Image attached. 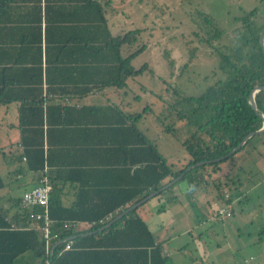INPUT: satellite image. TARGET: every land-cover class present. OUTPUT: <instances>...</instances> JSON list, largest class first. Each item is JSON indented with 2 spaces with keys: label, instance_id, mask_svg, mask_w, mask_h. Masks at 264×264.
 I'll return each mask as SVG.
<instances>
[{
  "label": "crops",
  "instance_id": "0c3cea01",
  "mask_svg": "<svg viewBox=\"0 0 264 264\" xmlns=\"http://www.w3.org/2000/svg\"><path fill=\"white\" fill-rule=\"evenodd\" d=\"M6 4L0 0V85L11 88L7 102L12 103L0 105V264H43L31 251L17 257V248L25 247L24 239L17 244V225L39 237L37 223L26 218L20 204L22 194L37 186L42 174L35 169L38 152L29 146L37 137L28 127L22 143L17 103L22 100L16 99L33 96L35 90L43 100L41 149L56 203L54 220L64 218L53 225H61L54 230L63 238L52 243L49 264L207 262L214 247L202 236L208 225L222 219L214 216V199L210 202L199 188L189 189L177 180L135 208L146 197L123 203L140 184L135 162L144 158L134 151L128 118L132 104L119 102L108 91L82 96L87 87L86 0ZM32 75L40 77V86L33 84ZM23 119L33 123L35 116L24 114ZM260 141L245 156L261 155L264 138ZM253 172L247 170L249 184L238 181L234 202L241 200L246 186L252 190L260 184L252 182Z\"/></svg>",
  "mask_w": 264,
  "mask_h": 264
},
{
  "label": "trees",
  "instance_id": "16d2710c",
  "mask_svg": "<svg viewBox=\"0 0 264 264\" xmlns=\"http://www.w3.org/2000/svg\"><path fill=\"white\" fill-rule=\"evenodd\" d=\"M16 2L17 0H6V5H15ZM261 3L264 7V0H261ZM109 10H116L111 0H86L87 87L82 96H87L94 91H108L119 102H125L126 98L133 100L128 102L132 104L131 110L133 112L131 116L128 115V118L132 119L130 129L134 133V151L143 155L144 159L135 162V164L139 163L140 165L136 168L140 170L135 171V179L139 178L140 184L139 186L135 185L134 195L123 203H130L135 198V201L141 200L152 192L160 191L158 195L162 194L164 192L161 190L162 187L180 175L179 181H185L189 189L194 188L197 184L203 182V175L206 172L207 177L216 173L223 175L222 178H217L215 188L218 198L223 200L225 204L221 208H230L239 194L236 193V196H233L227 191L222 192V190L231 184H235V182L237 184L239 180L229 178V174H223L219 167L221 163L231 160L237 154H251L257 148L255 142H258L264 136V132L255 134L233 155L225 157L237 148L246 136L262 127L260 115L264 116V92L258 91L254 94L257 111L253 110L249 104V96L255 88H264V53L260 46V38L264 32V21L261 24L255 21V18L258 17L256 9L242 14L235 20L230 33L231 37L228 36V40L214 51L216 65L214 75L220 74L221 78L207 85L201 94L198 96L187 95L176 87H165L161 89L157 96V105L151 106L149 103H145L137 111L135 108L141 102L134 101V93L129 91L128 84L143 70L148 69L146 65H142V68L139 69H135L131 65L132 59L141 53L144 48L139 43V30L117 35L110 32L106 18V13ZM197 18V20L192 19L194 24L193 35L201 43L210 44L212 43L210 41L223 35L215 28V24L209 16L198 13ZM187 45H189V42ZM190 52L189 61L197 52V48L192 46ZM164 58L170 71H173L174 62L168 51H165ZM4 69L2 68L1 71H12ZM8 69H12V67ZM19 69L17 66V72ZM93 71L96 72V76H94ZM31 77L33 78V84L40 86V77L36 75ZM35 92L30 97L24 94V100L16 97V99L22 100V102H17L19 103L18 121L22 143L23 134L27 132L25 129L33 127L32 131L35 132L37 139L29 146H35V151L38 152L35 169L43 173L44 166L48 167L47 161H43L41 149L43 100L41 96L39 98L35 96L38 90H35ZM9 93H11V88L3 82L0 85V105L12 103L7 102L10 100V97H7ZM40 94L41 91L39 90ZM24 114H33L35 121L33 123L25 122L23 119ZM145 116H150L153 120V124L158 130L156 134L159 132L165 133L183 147L189 156L188 161L178 168H174L171 163H167V160L160 154L154 143L155 138L146 135L138 125ZM218 159L220 160L217 161ZM41 177L42 174L40 179ZM48 184L51 187L49 179ZM51 191L49 193L48 211L52 220L50 228L52 232H55L56 228H62L61 225L56 226L58 222L64 223V221L62 220L63 217L54 220L53 208L56 203L52 201ZM225 194L227 198H225ZM22 196L20 199L21 205ZM214 204L217 206L216 203ZM23 210L26 218L30 217L37 223L39 237L33 230L20 229L17 225V244L22 242L23 239L25 244L24 248H17V257L25 251H31L45 264L47 257L40 234L41 221L37 220L35 216L36 213L42 212V209L35 207L32 210L26 208H23ZM57 210L62 211L58 205ZM213 211L216 212L214 209ZM215 218H218V216H215ZM56 222L57 224L53 227ZM140 224L142 223L140 222ZM56 233L59 240H61L63 234Z\"/></svg>",
  "mask_w": 264,
  "mask_h": 264
},
{
  "label": "rangeland",
  "instance_id": "374dc122",
  "mask_svg": "<svg viewBox=\"0 0 264 264\" xmlns=\"http://www.w3.org/2000/svg\"><path fill=\"white\" fill-rule=\"evenodd\" d=\"M113 7L115 11L106 13L110 32L117 35L139 30V43L144 48L132 59L131 65L135 69L146 65L148 69L128 84L129 91L134 93V101L141 102L135 108L137 111L145 103L157 105V96L165 87H176L187 95L201 94L207 85L221 78L220 74L214 75V51L228 40V36L231 37L235 20L256 9L258 17L255 21L258 24L264 21L261 0H113ZM198 13L209 16L223 35L210 44L195 38L193 20L198 19ZM192 46L197 48V52L189 61ZM165 51L174 62L173 71L168 68ZM132 101L129 98L125 100ZM138 125L146 135L155 138L159 152L168 164L178 168L188 161V154L178 142L165 133L156 135L158 130L150 116L143 117ZM260 143V139L255 142L257 146ZM219 168L223 174L228 173L229 178L238 179L241 185L249 184L246 173L252 169L255 177L252 182L260 184L252 190L246 186L241 200L229 208L231 216L215 220L214 225L206 227L207 233L202 236V241L214 248L204 264H264V152L261 155L253 153L249 157L237 154L221 163ZM222 176L216 173L209 178L204 172L203 182L195 186L207 195L210 202L215 201L218 208L225 205L215 188ZM236 186L235 182L222 192L236 196ZM213 209L216 210V206ZM202 245L199 244V248Z\"/></svg>",
  "mask_w": 264,
  "mask_h": 264
},
{
  "label": "built area",
  "instance_id": "2783aa9c",
  "mask_svg": "<svg viewBox=\"0 0 264 264\" xmlns=\"http://www.w3.org/2000/svg\"><path fill=\"white\" fill-rule=\"evenodd\" d=\"M47 167L46 165L43 168L42 177L39 180V184L35 186L34 188L26 191L23 193L22 196V207L32 210L35 207H40L42 209V212L36 213V219L41 221L40 226V234L41 238L44 243L45 253L47 259L45 260V264H49V258L51 254V245L53 242H56L59 240V236L56 232H52V229L50 228L52 220L49 217V211H48V203H49V193L51 191V187L48 184V178L46 176ZM225 198H227V195L225 194ZM214 206H216L214 204ZM216 212H214L215 216H218V218H223L224 216H230L231 211L227 208H218L216 206ZM70 245L66 244L65 249H69Z\"/></svg>",
  "mask_w": 264,
  "mask_h": 264
},
{
  "label": "water",
  "instance_id": "95a60500",
  "mask_svg": "<svg viewBox=\"0 0 264 264\" xmlns=\"http://www.w3.org/2000/svg\"><path fill=\"white\" fill-rule=\"evenodd\" d=\"M260 46H261V48H262V51H263V53H264V32L262 33V35H261V38H260ZM258 91H262V92H264V88L263 87H257V88H255L254 90H253V92L251 93V95L249 96V104L251 105V107H252V109L253 110H255V111H257V108H256V105H255V100H254V94H255V92H258ZM260 117H261V119H262V127L258 130V131H256V132H252V133H250L248 136H246L245 138H244V140L240 143V145L237 147V148H235L234 150H232L227 156H225V157H228V156H230V155H233L241 146H243L244 144H245V142L249 139V138H251L252 136H254L255 134H260V133H263L264 132V116L263 115H260ZM224 157V158H225ZM221 159H223V158H221ZM220 159H218L217 161H219ZM200 164H202V163H200ZM197 165H199V164H197ZM180 177H181V175L179 176V177H177L176 179H174L172 182H170L169 184H167L164 188H162V190H165V189H167L169 186H171L174 182H176L177 180H179L180 179ZM156 194V192L154 193V194H152V195H155ZM148 197H151V195L150 196H148ZM148 197H146L145 199H143V200H141L140 202H138L137 204H135L132 208H135L136 206H138V205H140V204H142L143 202H145V200H147L148 199Z\"/></svg>",
  "mask_w": 264,
  "mask_h": 264
}]
</instances>
